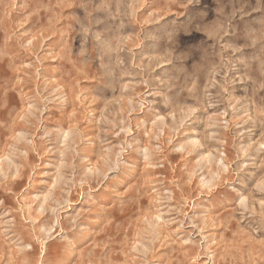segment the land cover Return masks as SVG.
I'll return each instance as SVG.
<instances>
[{
  "label": "clouds",
  "instance_id": "clouds-1",
  "mask_svg": "<svg viewBox=\"0 0 264 264\" xmlns=\"http://www.w3.org/2000/svg\"><path fill=\"white\" fill-rule=\"evenodd\" d=\"M0 264H264V0H0Z\"/></svg>",
  "mask_w": 264,
  "mask_h": 264
}]
</instances>
